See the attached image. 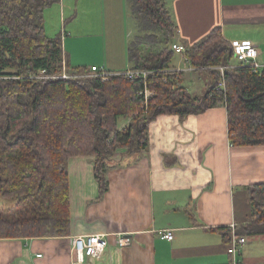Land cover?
<instances>
[{"label": "trees", "instance_id": "obj_1", "mask_svg": "<svg viewBox=\"0 0 264 264\" xmlns=\"http://www.w3.org/2000/svg\"><path fill=\"white\" fill-rule=\"evenodd\" d=\"M55 1L0 0V196L14 201L7 215L0 213V238L68 235V159L93 156L101 198L110 168L148 153L149 125L160 114L184 119L225 105L232 145H264V68L234 63L220 26L185 44L191 64L212 77L207 91L195 94L183 84L182 71L170 72L177 24L164 0H128L136 24L131 70L147 73L109 79L87 65L72 68L62 34H47L45 10ZM64 65L69 77L58 76ZM219 66H226L225 88L219 87ZM42 69L55 77L36 76ZM146 87L154 92L147 100ZM127 117L132 122L121 129ZM247 188L253 220L236 231L264 234V182ZM218 230L232 240L230 227Z\"/></svg>", "mask_w": 264, "mask_h": 264}, {"label": "crops", "instance_id": "obj_2", "mask_svg": "<svg viewBox=\"0 0 264 264\" xmlns=\"http://www.w3.org/2000/svg\"><path fill=\"white\" fill-rule=\"evenodd\" d=\"M55 2L45 10V26L55 19L50 36L62 34L71 64L97 65L114 73L131 70L128 53L135 23L128 0ZM164 2L177 24L174 42L195 43L220 26L232 45H257V61L264 68V0ZM88 37L100 46L97 58L78 53L80 46L85 50ZM173 67L183 72L187 89H197L195 94H203L212 82L185 54L180 53ZM200 75L209 79L203 84ZM186 78L200 85H187ZM131 122V117L122 118L120 128ZM92 158L68 159L70 233L0 238V264H264V234H244L247 241L234 256L218 230L232 225L240 229L253 220L247 186L264 182V145H232L225 105L184 119L177 113L154 118L148 153L110 168L109 188L101 198ZM166 228H172L173 240L162 236ZM90 233L106 235L108 245L99 257L76 261L74 237ZM122 233L132 236L130 244L120 246Z\"/></svg>", "mask_w": 264, "mask_h": 264}, {"label": "built area", "instance_id": "obj_3", "mask_svg": "<svg viewBox=\"0 0 264 264\" xmlns=\"http://www.w3.org/2000/svg\"><path fill=\"white\" fill-rule=\"evenodd\" d=\"M173 48L176 50V52H180L181 54H184V51L186 50V46L183 43H173ZM233 51L235 58L237 61L244 65H251L254 67V69H260L262 68V65L260 62L257 61V57L260 53L259 48L254 43H236L233 45ZM64 65V69H65ZM92 71L95 72L96 75L102 77L103 79H109L112 74H115L114 72L106 71L105 69L101 67H97V65H93L91 67ZM222 77L219 82V87H226V81L224 77V72L226 69V66H220ZM45 69L41 70V74H38L36 76H44V77H55L51 75H43L45 73ZM66 70V69H65ZM64 70V72L61 75V77H69L70 75ZM176 70V68H170V72H173ZM146 70H130L127 71L125 74L130 77L135 76H141L146 75ZM146 95V100L149 98L150 95H153V91L150 90L148 87L144 90ZM232 229V240L229 241L230 245L228 248L229 253L236 256L238 251L241 249V247L246 243L247 237L245 235L238 234L236 231V226L232 225L230 227ZM162 236L168 239L174 238V232L172 228H166L162 231ZM132 241V236L122 233L118 237V242L120 246L128 245ZM108 238L104 234L94 233V234H88V235H78L74 237V243L73 247H75V253H76V261H83L86 256H94L99 257L105 248L108 245ZM41 255V254H40ZM234 264H237L236 260L234 261Z\"/></svg>", "mask_w": 264, "mask_h": 264}, {"label": "rangeland", "instance_id": "obj_4", "mask_svg": "<svg viewBox=\"0 0 264 264\" xmlns=\"http://www.w3.org/2000/svg\"><path fill=\"white\" fill-rule=\"evenodd\" d=\"M56 3H58V2H54V4H56ZM54 4H52V5H54ZM53 8V7H52ZM133 18V17H132ZM133 20H134V18H133ZM134 23H135V20H134ZM55 19L53 18V19H51V21H50V23H49V25L47 26V29L46 30H48V34L50 35V33L51 34H53L54 32H55ZM135 32L133 33V36H132V38H134L135 37V35H136V24H135ZM90 37H88L87 39H86V41L85 42H87V44L85 45V50L83 51V49H82V46H80L79 47V49H78V53H79V55L81 56V57H86V58H97V56H99L98 54H99V52H100V46L99 45H96V40H94V39H89ZM180 57V52L178 53V52H176L175 53V55H174V61L176 62V60L178 59ZM234 63H236V62H238L237 61V59L236 58H234L233 60H232ZM72 65V67H74V66H83V65H76V64H71ZM219 69H220V66L218 67ZM66 69V68H65ZM64 67H63V72H64ZM221 70V69H220ZM66 72H67V70H65ZM68 73V72H67ZM205 79H209V76H206V75H200V78H199V80H200V82L201 83H205ZM199 82V81H198ZM185 84H187V85H191L192 87H196V88H198V85H200V84H198L196 81L195 82H192L189 78H186L185 79ZM194 92H197V89H195L194 88ZM14 204V201L13 200H10V199H8V198H6V197H3V196H0V207H2L4 210L3 211H1L0 213L1 214H5V215H7V213H6V209L9 207V206H11V205H13Z\"/></svg>", "mask_w": 264, "mask_h": 264}]
</instances>
